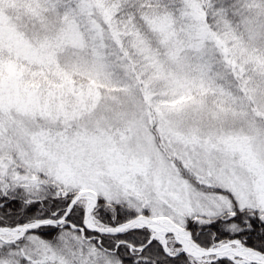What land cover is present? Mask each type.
Here are the masks:
<instances>
[{
	"label": "snow or ice",
	"instance_id": "obj_1",
	"mask_svg": "<svg viewBox=\"0 0 264 264\" xmlns=\"http://www.w3.org/2000/svg\"><path fill=\"white\" fill-rule=\"evenodd\" d=\"M0 264H264V0H0Z\"/></svg>",
	"mask_w": 264,
	"mask_h": 264
}]
</instances>
